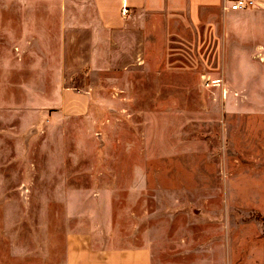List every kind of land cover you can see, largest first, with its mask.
Listing matches in <instances>:
<instances>
[{
	"label": "rangeland",
	"instance_id": "obj_1",
	"mask_svg": "<svg viewBox=\"0 0 264 264\" xmlns=\"http://www.w3.org/2000/svg\"><path fill=\"white\" fill-rule=\"evenodd\" d=\"M10 10L0 2L1 248L52 261L45 250L59 254L66 230L104 216L109 244L148 243L151 264H226L228 245L231 256L260 248L264 234H251L264 224V61L238 49L220 96V78L200 76L213 66L198 63L204 49L186 26L166 34L148 16L152 63L90 76L88 110L65 115L57 92L74 82L57 80V43H24ZM233 193L243 200L229 203Z\"/></svg>",
	"mask_w": 264,
	"mask_h": 264
},
{
	"label": "crops",
	"instance_id": "obj_2",
	"mask_svg": "<svg viewBox=\"0 0 264 264\" xmlns=\"http://www.w3.org/2000/svg\"><path fill=\"white\" fill-rule=\"evenodd\" d=\"M230 1L0 0L7 3L9 10L15 9L14 16H22V21L16 19L15 27L19 28L13 32L26 35H23L24 43L32 34L57 43V80L74 82L60 86L57 92L56 111L65 115L88 110L90 76L124 73L141 68L150 61L145 51L146 41L155 39L151 34L148 36L145 29L148 16L160 17L161 30L166 34L175 32L176 22L186 26V33L190 34L188 42H197V46L204 49L198 63L213 66L200 76H208H205L206 79L214 84L220 78V96L224 97L227 92L224 76L231 74L228 65L235 55L238 58V55L244 54L238 53V49H247L250 61L259 64L264 61V0H252L250 5L237 9L229 8ZM123 6L126 9L124 13L120 11ZM207 49L212 54H207ZM236 93V90L232 91L233 95ZM202 160L200 156V173L205 170L201 167ZM257 168L253 170L258 171ZM231 196L235 200L229 203L236 204L237 198L243 200L234 193ZM234 209L225 214L226 219H232V223H226L231 230L226 233L227 240L231 232L237 233L236 227L232 228ZM101 210L106 214L104 208ZM258 212L264 215V205ZM82 218L87 226L93 223L90 217ZM107 219L110 223L109 216L93 220L94 224L98 221V227L66 230L59 254L52 255L51 249L45 250L43 257L53 260L41 264H151L152 251L148 243L135 246L109 244L110 236L103 223ZM254 230L251 234L253 238H260L264 234V224L256 225ZM230 247L228 245L225 250L226 264H264V243L260 248L252 247L243 255L236 250L232 251V256L229 255ZM31 255L30 248H15L13 244L7 248L0 247V264H34Z\"/></svg>",
	"mask_w": 264,
	"mask_h": 264
},
{
	"label": "built area",
	"instance_id": "obj_3",
	"mask_svg": "<svg viewBox=\"0 0 264 264\" xmlns=\"http://www.w3.org/2000/svg\"><path fill=\"white\" fill-rule=\"evenodd\" d=\"M252 3V0H231L228 4L229 8L231 9H237V8H243L246 7L248 5H250ZM125 7H121V12L124 13L125 12ZM209 80V79H208ZM209 82H212L211 80H209Z\"/></svg>",
	"mask_w": 264,
	"mask_h": 264
}]
</instances>
